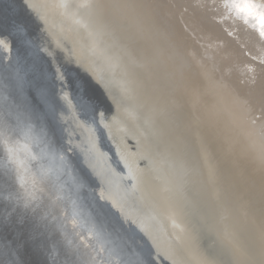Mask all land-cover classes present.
Wrapping results in <instances>:
<instances>
[{
	"label": "water",
	"instance_id": "95a60500",
	"mask_svg": "<svg viewBox=\"0 0 264 264\" xmlns=\"http://www.w3.org/2000/svg\"><path fill=\"white\" fill-rule=\"evenodd\" d=\"M129 1L125 8L135 13L134 30L142 29L145 39L138 43L144 49L134 47L130 55L149 54L155 56L153 65L167 67L170 92L178 87L191 101L190 114L184 106L174 111L183 128L155 127L148 105H141L153 100L146 99L125 67L122 72L116 66L119 78L101 67L105 64L94 51L118 63L87 22L76 18L71 0H0V127L13 130L15 159L23 161L10 162L0 146V264H264V226L252 217L238 190L244 184L258 185L250 178L251 163L259 180L264 178L257 169L264 165V112H256L257 105L264 108L258 93L264 94L260 22L253 16L245 22L236 17L241 30L252 33L245 38L263 63L234 50L224 57L228 63L211 67L210 61L219 63L209 43H216L215 35H222L225 43L231 39L227 28L233 21L223 14L237 15L233 1ZM112 12L105 14L110 23V17H117ZM183 35L205 65L183 45ZM204 45L209 55L202 53ZM183 60L193 65L195 75L183 67ZM218 72L225 78L217 80ZM212 91L224 93L236 105L229 114L243 151L230 148L220 156L216 150L217 160L210 162L230 181L225 185L215 171L221 181L217 184H223L219 191L231 196L245 231L222 225L208 194L203 192L209 200L196 195L198 189L191 193L195 210L182 220V213L170 208L174 203L172 207L183 211L181 201L171 199L172 184L155 172L164 165L187 188L194 179L186 165L180 174L167 161L168 156L178 160L174 149L183 142L180 134L192 137L194 148L203 132L214 148L227 142L226 115L214 116L207 100L213 99ZM195 111L215 120L201 125ZM25 124L32 127L28 136L19 132ZM182 150L184 163L189 156L184 145Z\"/></svg>",
	"mask_w": 264,
	"mask_h": 264
},
{
	"label": "bare ground",
	"instance_id": "6f19581e",
	"mask_svg": "<svg viewBox=\"0 0 264 264\" xmlns=\"http://www.w3.org/2000/svg\"><path fill=\"white\" fill-rule=\"evenodd\" d=\"M71 1L73 2V5H74L73 7H75V8H72V10L76 18L77 19L80 18L82 22H87L86 25L90 26L91 31L93 33L95 31L96 34H98L103 44H105L111 50L114 58L116 59L118 63V65H113L111 58L107 56L106 54H104L103 50L102 52L104 56L101 54V52L94 51L93 54H95L98 57V60L101 62V64H105V65H101V67L103 68L104 66H106L113 75L117 76V78H119L118 76L120 75V73L116 69V66L121 68L120 70L122 72L124 70L123 68L125 67V70L127 71V73L133 78V80L137 82V85L140 87L138 89L141 90L142 94L146 95V99H148V96L152 98L153 101H150L149 104L147 102L144 103L140 99L137 102L139 103L140 101H142L141 105L143 104L148 105V108H147V111L149 114L148 117L151 118V121H153V123H155V127L156 126L161 127L162 130H164L163 128H165V124H166L170 126V128H174L176 126L183 128V123L182 122L179 123L177 120H175L176 115L174 114V111L178 106H184L186 108V112L190 114L189 109L192 108V106L190 105L191 101L187 95L183 94V92L178 89V87L175 88L174 92H170V89L166 85L167 80L170 77L167 67L163 65L162 66L153 65L152 62L155 60L154 59L155 56H151L149 54L145 56L144 58H135V56L133 58V56L130 55L133 52L132 49L134 47L136 48L138 47V49H144L140 45H138V43L145 41V39L143 40V36H142L143 30L140 28L134 30V28L136 27V18L134 19L135 13L133 12V10H130V8H125L126 4L129 3L130 1L122 0L123 5H121V0H111L112 2H110L109 0H71ZM132 1H135V0H132ZM184 3H186L185 0L183 1V4ZM146 8L148 10L149 7L147 6ZM219 9H221V6ZM111 10L115 12L117 17H115L114 15L115 21L110 17V21H111L110 23L106 20L105 14L109 12V14L108 13L107 14L110 16L112 12ZM155 10H158V9L156 8ZM150 11H154V9L151 8ZM160 13L164 15L162 10ZM226 14L230 18V21H233L231 24V27L228 28L229 32L227 33L231 35L230 36L231 39L229 40V42L225 43L223 42V39H221L222 35H219V36L215 35L214 37H216V39L214 40L216 41V43L211 42L208 45L206 42V44L208 45V48L211 49V53L213 51V56L216 57L219 63L217 64L216 61L214 60L212 62L210 61L211 67L212 66L218 67L217 65H225V62L228 63L227 59L225 60L224 57L225 55L228 56V52L234 54L235 52L234 50L240 51L242 53L243 52L247 53L250 56H252L254 59L257 58L258 60L262 62L263 60L261 59V56H258L259 55L258 52L256 51L257 54L255 55L254 54L255 50L253 49V46L249 45L250 40L246 39L247 40L246 41L244 39V34H242L243 30H241L242 28L239 25L235 24L234 21H238L237 19L238 16L229 14V12H226ZM116 20L118 21V23ZM242 20H244L243 17H242ZM107 22L110 23L111 25L107 24ZM259 26H261L262 28L261 30L264 31V25L261 24ZM232 30L234 31L236 30L235 31L236 33L235 32L231 33ZM249 33L252 34L251 32H246L245 35L246 34L249 35ZM176 36L177 35H174V36L171 35L169 36V38L172 39L173 37H176ZM181 37L180 38L182 39L181 41L183 42V45L187 46L189 51L193 53V57L199 60V62L202 65H205L202 62L200 55L196 53V51L192 48V46L189 45V42L186 40V36L183 35ZM122 41H125V42L122 43ZM159 43L160 42H157V44ZM157 44L155 43L156 46ZM141 45L145 46V44L143 43ZM243 45L244 47H242ZM149 46L151 47L150 44ZM164 46H169V45L164 44ZM206 49H207V46L204 45L201 50L202 53L206 52ZM207 55L209 54L207 53ZM247 63L249 65L254 64L252 61H249V60ZM236 65L238 64L234 63L233 67H235ZM183 67L189 70V73L191 72L195 73V68L193 67V65L188 63L185 60H183ZM229 67H226V68L228 70L233 69L231 65H229ZM190 69H192L191 72H190ZM233 71H234V74H236L235 69ZM255 72L256 70L254 69V73ZM194 73L193 75H195ZM244 73H246L245 70H244ZM217 75H218L217 80H219V78L220 79L225 78L222 75V72H218ZM238 76L239 75H237V77ZM211 80L215 81L216 83V79L214 77H211ZM193 82L194 83L196 82V78L194 81H192V83ZM258 93L260 96L264 97V94L261 93V90ZM210 95L213 97V99L209 100L207 98V100L211 103V107H212L211 110L214 116H219V115L223 116L224 114L226 115L225 117H223V119L225 121L224 129L227 132L226 137L228 136L227 142L223 143L220 141L219 142L220 147L214 148V146L209 145L206 139V136L203 132L202 142L199 143V146L194 145L195 146L194 148L193 146L190 145V141L193 142L192 137L184 138L180 134L183 140V142H180L181 146L176 147L175 149L171 148L175 150V154L178 160L172 158L171 156H168L167 161H168V164L171 167H174L180 174L183 173V165H186L185 167L186 170L192 176L191 179H194L193 180L194 183L187 181L188 183H190V186L188 185L187 188H183L181 186L177 176L175 174H171V172L168 171L166 166L163 165L160 167V169L156 167V169L158 170H155V172L159 178H162V179L167 178V180L170 181V184H172L174 189L170 191L171 199L173 200L176 197V199L181 201L183 205V211H181L178 206L172 207L171 205H173L174 203L170 205V208H173V210L176 212H181L182 220H183V215L189 218L190 212H193L195 210V206L192 202L191 193H195L194 191L198 189L197 190L198 192L196 193V195L201 194V193L204 194L203 192L208 194V198H210L212 203L215 205L213 206V208L216 209V211H218V215L221 219L222 225H224L229 230H232V229L237 230L238 227H241L243 225V223L240 222V218H242V215L239 214L237 211H235L234 206L232 205L231 196H229L228 194L224 192L219 191V189L222 188L221 186H223V184L221 183L217 184L221 182L218 176H220V178L224 180L225 185H228V182L230 181H227L228 180L227 177L223 176L222 174H220V172L217 171V169L213 168L210 162V161L214 162L217 160V156L215 155L216 150L220 156H224L227 150H229L230 148L232 149L236 148L237 150L241 151L240 149L242 147L241 145L238 144L239 142L241 143V141L240 139H238V136H237L238 134L237 125L235 124L233 117L231 116V113L229 114V107L231 106L233 110H235L234 107L236 105L232 103V99L224 96V93L212 91ZM128 98L132 101L130 95ZM242 99L247 104L248 101L246 100H248V98L244 96L243 94H242ZM247 111L249 110L247 109ZM258 111L264 112L263 105L262 107L258 105L256 106V112ZM214 116L208 118L207 116L201 115L198 111H195V118L197 121H199L201 125L202 124L209 125L210 124L209 120L211 121L215 120ZM250 117L253 118L251 114H250ZM218 120L219 122H222L220 118H218ZM169 121L171 122V125H169ZM182 133H183V129H182ZM204 143H207L209 146L208 145L203 146ZM183 145H184L187 155L189 156V158L184 159V163L182 160V157H183L182 146ZM239 146L241 147L240 149H239ZM208 163L210 164L211 168H208ZM251 165H252L251 168L253 172L250 175L251 176L250 178L253 179L258 185L255 186V184H253L254 186L252 187L250 185L244 184V185H241V187H239L238 190H239L241 197L243 198V203L247 204L248 209L250 210L252 214V217L257 221L258 224H260L261 226H264V178L263 180H261L262 181L261 182L258 178V173H259L258 170L257 172L254 171V163H251ZM257 169L262 171L260 172V177H264V165L263 164L260 165L259 168ZM215 171L217 172L218 176L215 174L216 173ZM161 172L162 173L166 172V175L161 176L160 175ZM168 174L170 176H168ZM215 175H216V178H215ZM172 177L175 179V181L173 180ZM184 186H187V185L184 184ZM255 190H258V192H255ZM229 192L231 191L229 190ZM187 195L189 197H187ZM203 196L207 199L205 194ZM173 201L176 202V200H173ZM186 210L188 211L186 212ZM200 213H201V209H200ZM206 215H208L207 212H206ZM237 220L239 223L235 224ZM245 223L247 222H244V224ZM241 230L245 231L243 227H241ZM252 241L253 240L251 239V242ZM259 242L260 244L262 243L260 240Z\"/></svg>",
	"mask_w": 264,
	"mask_h": 264
},
{
	"label": "snow or ice",
	"instance_id": "6c2138e0",
	"mask_svg": "<svg viewBox=\"0 0 264 264\" xmlns=\"http://www.w3.org/2000/svg\"><path fill=\"white\" fill-rule=\"evenodd\" d=\"M231 7L236 10L237 15L243 13L245 16H249L254 14L257 6L249 2L243 5L234 3L231 5ZM257 18L260 20V23L264 25V11H260ZM261 35L264 36V31H261ZM12 132L13 130L7 126L0 127V146L4 148L5 152L7 153V158L10 162L19 163L22 165L23 161H17L15 159V145L17 141L13 139ZM19 132L22 136H28L32 132V127L30 124H25L23 128L19 129ZM25 148H27L26 144ZM73 223H75V221H73Z\"/></svg>",
	"mask_w": 264,
	"mask_h": 264
},
{
	"label": "rangeland",
	"instance_id": "374dc122",
	"mask_svg": "<svg viewBox=\"0 0 264 264\" xmlns=\"http://www.w3.org/2000/svg\"><path fill=\"white\" fill-rule=\"evenodd\" d=\"M209 1V0H208ZM212 1V0H211ZM220 2H222L223 0H219ZM231 1H233L235 4H241V5H243V4H246V3H252V4H254V5H256L257 7H256V9H255V12H254V14L253 15H249V16H245V15H241L240 14V16H242L243 18H244V22H245V19H246V17H255L254 19L256 20V21H258V22H260V20L257 18L258 17V15H259V12L260 11H264V0H227V2H231ZM233 3V4H234ZM226 4V3H225ZM221 6V5H220ZM203 7H205V8H207V6H203ZM221 10H223V8L221 7V9H220V11ZM222 12V11H221ZM226 14V12L224 13V15ZM225 16H227V15H225ZM236 16H239V15H236ZM255 20H253V21H251L252 23L253 22H255ZM235 22V24H237V22L238 21H234ZM247 24H250V23H248V21H247ZM254 24V23H253ZM237 25H239V24H237ZM240 27H241V25H239ZM228 29V28H227ZM229 31V30H228ZM245 34L246 33V31L245 30H243V32H242V34ZM245 37H247L246 35H244V39L246 40L247 38H245ZM247 41V40H246ZM242 47H244V45L242 46Z\"/></svg>",
	"mask_w": 264,
	"mask_h": 264
}]
</instances>
